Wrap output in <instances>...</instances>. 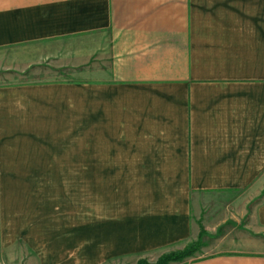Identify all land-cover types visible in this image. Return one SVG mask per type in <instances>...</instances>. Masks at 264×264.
<instances>
[{
    "label": "crops",
    "instance_id": "obj_1",
    "mask_svg": "<svg viewBox=\"0 0 264 264\" xmlns=\"http://www.w3.org/2000/svg\"><path fill=\"white\" fill-rule=\"evenodd\" d=\"M36 68L88 82L2 87ZM83 116L89 254L81 225L38 245L31 224L34 260L130 264L203 229L180 264H264V0H0V199L47 180L46 158L81 166Z\"/></svg>",
    "mask_w": 264,
    "mask_h": 264
},
{
    "label": "rangeland",
    "instance_id": "obj_2",
    "mask_svg": "<svg viewBox=\"0 0 264 264\" xmlns=\"http://www.w3.org/2000/svg\"><path fill=\"white\" fill-rule=\"evenodd\" d=\"M37 82H88V73L86 71L65 70L53 72L50 70L33 69L27 73L26 77H10L9 72L2 73V87L17 83H37ZM86 116L82 117V159L81 166L63 165L69 160V157L62 156L60 159H45L49 163L57 162L61 166H50L48 177L45 181L40 182H3L1 183L0 199V264H40L34 260L29 253L26 243L21 236V230L24 228H33L30 236L33 234V241L41 245L47 241L48 233L45 228L51 227L49 231L50 245L55 244V240H68L73 234L69 227L71 225H81V242L83 254H89L88 251V225L90 218V204L92 184L89 166V121ZM53 146H51L52 148ZM65 157V158H64ZM11 169L4 168L3 170ZM47 169V168H45ZM98 190H100L98 184ZM261 189L253 184V191ZM264 192L263 190H261ZM257 203L264 201V193L261 198L254 200ZM254 204V203H253ZM59 222H61L60 225ZM65 226V227H64ZM43 227V229H41ZM58 228L53 230V228ZM59 227L61 229H59ZM35 228V229H34ZM38 228V229H36ZM63 228H66L63 230ZM34 229V231H33ZM77 232V231H76ZM52 234H59L52 237ZM204 231L200 230L197 240L189 245L179 249H173L165 252L160 256H147L140 258L130 264H159L163 256L180 254L190 249L192 255L178 262L168 264L183 263L196 257H205L203 237ZM65 245V244H64ZM66 247V245L64 246ZM208 251V249H206Z\"/></svg>",
    "mask_w": 264,
    "mask_h": 264
},
{
    "label": "trees",
    "instance_id": "obj_3",
    "mask_svg": "<svg viewBox=\"0 0 264 264\" xmlns=\"http://www.w3.org/2000/svg\"><path fill=\"white\" fill-rule=\"evenodd\" d=\"M192 252L190 249L185 250L184 252L180 254L170 255V256H163L159 260V264H168L170 262H178L183 259H186L192 255Z\"/></svg>",
    "mask_w": 264,
    "mask_h": 264
}]
</instances>
